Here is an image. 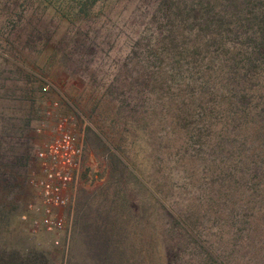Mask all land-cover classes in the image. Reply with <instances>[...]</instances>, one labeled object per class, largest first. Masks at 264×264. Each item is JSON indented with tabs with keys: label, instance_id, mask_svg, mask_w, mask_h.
<instances>
[{
	"label": "rangeland",
	"instance_id": "374dc122",
	"mask_svg": "<svg viewBox=\"0 0 264 264\" xmlns=\"http://www.w3.org/2000/svg\"><path fill=\"white\" fill-rule=\"evenodd\" d=\"M167 2L0 0V264H264L263 113L226 66L242 28ZM56 114L81 156L50 233L19 215Z\"/></svg>",
	"mask_w": 264,
	"mask_h": 264
},
{
	"label": "built area",
	"instance_id": "2783aa9c",
	"mask_svg": "<svg viewBox=\"0 0 264 264\" xmlns=\"http://www.w3.org/2000/svg\"><path fill=\"white\" fill-rule=\"evenodd\" d=\"M39 89L47 92L48 82L40 85ZM52 104L55 105L56 101ZM69 124L67 116L56 114L50 132L34 150L37 169L29 177L32 196L19 215L28 222L30 230L41 229L52 233L66 229L64 209L70 199L71 184L81 156V145L73 136ZM53 242L57 243V239Z\"/></svg>",
	"mask_w": 264,
	"mask_h": 264
},
{
	"label": "trees",
	"instance_id": "16d2710c",
	"mask_svg": "<svg viewBox=\"0 0 264 264\" xmlns=\"http://www.w3.org/2000/svg\"><path fill=\"white\" fill-rule=\"evenodd\" d=\"M167 3L166 8L172 12L171 14L194 17L202 11L204 20L210 21L217 28L220 26L225 30L233 27L242 28L241 33L238 32L235 36L239 37V34L244 36L243 39L239 37L237 40L243 46V56L235 61L230 58V63L226 66L229 69L234 68L237 75L247 81H245L246 85L253 86L250 87L253 97L246 94L247 90L244 86L239 89L237 96L240 99L252 100L254 102L252 107L256 108V112L263 113L259 115L263 129L258 124L254 127L257 130L256 137L264 141V81L258 83V76H263L264 80V0H168ZM205 78L206 80L211 78L210 71L206 73ZM257 83L259 87L254 86ZM224 98L227 102L231 101V96L227 95ZM233 107L230 105L228 110H232Z\"/></svg>",
	"mask_w": 264,
	"mask_h": 264
}]
</instances>
